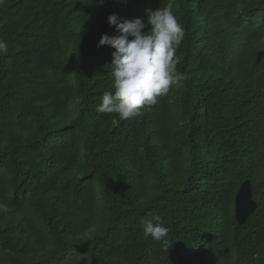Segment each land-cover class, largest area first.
<instances>
[{"label":"trees","instance_id":"obj_1","mask_svg":"<svg viewBox=\"0 0 264 264\" xmlns=\"http://www.w3.org/2000/svg\"><path fill=\"white\" fill-rule=\"evenodd\" d=\"M165 3L186 81L134 118L98 112L108 16ZM0 40V264H264V0H4ZM154 215L168 247L144 238Z\"/></svg>","mask_w":264,"mask_h":264},{"label":"clouds","instance_id":"obj_2","mask_svg":"<svg viewBox=\"0 0 264 264\" xmlns=\"http://www.w3.org/2000/svg\"><path fill=\"white\" fill-rule=\"evenodd\" d=\"M3 2L0 0V4ZM145 15L146 22L139 17L120 19L116 14L107 18L117 34H103L98 47L114 49L110 63L114 91L103 93L98 112L115 113L122 120L134 118L144 108L154 105L159 96L182 86L187 79L185 73L177 71L176 52L185 33L173 5L165 3L156 9H145ZM7 53V43L0 40V56ZM168 232L169 228L158 215L143 223L144 238L164 241L167 247Z\"/></svg>","mask_w":264,"mask_h":264},{"label":"water","instance_id":"obj_3","mask_svg":"<svg viewBox=\"0 0 264 264\" xmlns=\"http://www.w3.org/2000/svg\"><path fill=\"white\" fill-rule=\"evenodd\" d=\"M257 209L253 199L252 182L246 180L238 190L235 197V217L239 224H245L249 216Z\"/></svg>","mask_w":264,"mask_h":264}]
</instances>
